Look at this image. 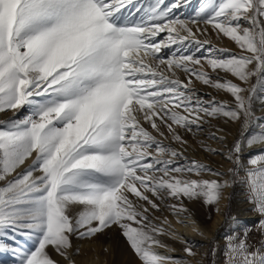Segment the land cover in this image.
Instances as JSON below:
<instances>
[{
	"label": "snow or ice",
	"instance_id": "obj_1",
	"mask_svg": "<svg viewBox=\"0 0 264 264\" xmlns=\"http://www.w3.org/2000/svg\"><path fill=\"white\" fill-rule=\"evenodd\" d=\"M191 3L0 0V114L13 113L0 118V254L11 264H81L76 242L113 231L138 264H194L196 242L165 213L187 224L189 203L219 212L237 185L259 219L207 255L264 264V242H249L264 241V0ZM197 82L231 99H205ZM189 136L214 141L199 146L230 167L188 157Z\"/></svg>",
	"mask_w": 264,
	"mask_h": 264
},
{
	"label": "bare ground",
	"instance_id": "obj_2",
	"mask_svg": "<svg viewBox=\"0 0 264 264\" xmlns=\"http://www.w3.org/2000/svg\"><path fill=\"white\" fill-rule=\"evenodd\" d=\"M169 2H171V0H169ZM198 88H200L203 93H208L206 89L201 87ZM255 108L259 113V116H264V106L258 104ZM231 138H233V136L230 137V139ZM192 141H194L193 138L191 142ZM204 142L212 145L213 147L216 146L214 141L208 140L206 137H204ZM199 144V142H196L191 148H189L187 152L188 157L208 163L214 168H219L215 164L214 156H216V158L219 157L223 161V169L229 167L222 157L217 155L213 156V154L206 153V151L201 148ZM227 190L224 193V199H222L219 203V212L215 211V206H207L200 202L189 203L188 207L191 210V220L187 224L177 223L174 216L165 213V215H168V218L171 220L174 228L185 238V240L196 242L193 245V249L197 253L196 257L194 258V264L195 261H203V264H206L210 241L217 233L224 220V209L228 197ZM241 214L244 216L241 217V220L238 221V224L236 223V226L238 225L239 228L245 223H249L250 221L254 220L255 216L248 215L249 212L247 211L242 210ZM191 221H195V225L198 226L203 235H199L197 232L192 230L193 224ZM91 240L92 241L89 243V246L84 248V250L80 247L82 251H80L77 259L81 262V264H117L118 258L116 256L115 246L122 245L124 240L116 231L108 233L107 235H101L100 239L96 237L95 239ZM171 243L176 249L175 255L187 258V254L183 251L185 246L183 243L180 241H171ZM12 259L13 258L8 254H0V264H11ZM128 264H138V262L134 257L133 261H130Z\"/></svg>",
	"mask_w": 264,
	"mask_h": 264
},
{
	"label": "rangeland",
	"instance_id": "obj_3",
	"mask_svg": "<svg viewBox=\"0 0 264 264\" xmlns=\"http://www.w3.org/2000/svg\"><path fill=\"white\" fill-rule=\"evenodd\" d=\"M195 1H192L191 5L187 9H185V11L195 10L198 7V5L202 2V0H195ZM208 38L211 39L212 43L216 47H227L233 51H237V52L239 51V49L235 45V43L230 41L228 38L220 39L214 35L209 36ZM221 75H223V73H221ZM226 78H228V77H226ZM197 87H201V88L206 89L208 91L207 95L205 96V99H207L208 96L217 97V99H220L222 101L231 99V97L228 94L224 93L223 91H218V90L212 89L210 87L203 86L199 82H197ZM257 105L258 104H256L255 107ZM12 115H13L12 112L7 113V117H11ZM256 115L259 116V113L257 111H256ZM7 117H4L2 114H0V118L6 119ZM214 123H222V121L221 122H214ZM229 127H230V131L232 133V136L234 138L235 135L237 134L239 126L238 125H231ZM204 137H206V136H200L198 139L191 142L192 137L190 138V136H189L188 137L189 143L193 146L194 143H196V142L200 143L201 140L204 141ZM214 157H215V164L219 168L221 167V165H223V167H224L223 161L219 157L218 158H216V156H214ZM229 167H230V165H229ZM227 196H228L227 202H226V206L224 209V220L222 222L221 227L219 228L217 233L212 237V239L210 241L208 253L212 252L214 244H216L219 247V249L221 250V253H222L224 244L226 243V241H225L226 236H228L229 234H231L234 231L239 232V231L243 230L245 227L252 228L255 225L256 221L259 219L257 214L251 210V206L244 202V189L242 186L237 185L235 188H229L227 190ZM238 203H239V205H238ZM242 210L249 212L248 215H253L255 217H254L253 221H250L249 223H245L244 225H242L239 228L238 225L236 226V223L238 224V221L241 220V217L244 216L243 214H241ZM229 217H232V219H229ZM234 224H235V226H234ZM100 237L101 236H98V239H100ZM93 239H95V238H93ZM91 241L92 240L90 239V240H84V241H77L76 243L79 247H81L84 250V248H87L89 246V243H91ZM249 242L254 244V245H258L260 242H264V241H262V237L260 236L259 233L252 232L251 237L249 239ZM27 243H28L29 247L32 246L31 242H27ZM115 250H116V256L118 258L117 264H128L130 261H133L134 255L132 254V252L128 248L125 241L122 245H119V246L116 245ZM222 261H223V255L220 253H216L214 255H207L206 264H214V262H215V264H222Z\"/></svg>",
	"mask_w": 264,
	"mask_h": 264
}]
</instances>
